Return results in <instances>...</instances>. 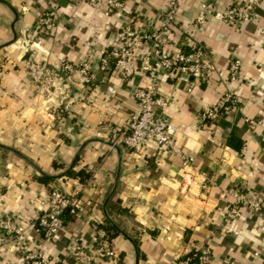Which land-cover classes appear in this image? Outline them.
<instances>
[{
	"label": "crops",
	"instance_id": "0c3cea01",
	"mask_svg": "<svg viewBox=\"0 0 264 264\" xmlns=\"http://www.w3.org/2000/svg\"><path fill=\"white\" fill-rule=\"evenodd\" d=\"M202 2L216 11L225 0H180L164 48L200 45L215 70L233 58L240 68L233 81L158 76L157 95L167 104L157 113L178 128L176 143L192 158L184 168L176 155L137 154L109 133L134 108L131 91L145 83L140 59L148 45L133 49L135 71L125 78L113 64L99 70L94 57L126 47L116 36L124 26L157 27L167 0H122V16L106 14L105 0L98 8L84 0H0V216L23 227L21 239L0 231V264L33 251L74 264L76 248L94 250L105 219L121 230L109 242L122 264H177L192 245L209 250L205 264H262L252 253L264 246V0L251 21L224 22L208 13L196 23ZM47 9L55 12L54 25L41 30L37 19ZM26 62L55 70L51 84L33 82ZM81 62L89 66L86 77ZM223 93L234 99L233 110L200 121L201 110ZM229 137L240 141L238 149ZM69 168L88 176L81 182L64 174ZM50 187L75 195L80 209L44 240L33 221ZM256 193L263 197L258 212L238 203V215L228 216L237 195Z\"/></svg>",
	"mask_w": 264,
	"mask_h": 264
},
{
	"label": "built area",
	"instance_id": "2783aa9c",
	"mask_svg": "<svg viewBox=\"0 0 264 264\" xmlns=\"http://www.w3.org/2000/svg\"><path fill=\"white\" fill-rule=\"evenodd\" d=\"M75 3L78 0H66ZM89 6L98 8L101 0H84ZM180 0H167L166 9L158 12L156 21L158 26L131 30L124 26L117 32L120 40H127L128 44L122 51L112 50L108 53L100 51L94 57L98 60V68L104 71L112 61L113 66L118 70L119 76L125 78L135 71L133 65V49L146 43L149 54L140 59V69L145 76L143 86L135 87L131 91L135 105L132 112L123 121L120 128H109L113 142H119L125 148L137 154L153 156L156 153L164 155H176L181 160L182 167L190 166L192 158L185 156L176 143L177 126L167 120L157 108L163 109L167 100L157 95V79L160 74L173 73L178 78L190 77L198 81H205L215 74L218 78H226L233 81L237 78L240 68V61L237 58L231 59L224 70L214 69L207 59L205 49L200 45H193L188 50H181L177 47L167 50L164 48L167 35L172 31L175 15ZM262 0H225L220 10L213 11L212 4L202 2L194 21L200 23L206 14L224 22L251 21L252 9ZM107 10L122 16V0H105ZM55 12L47 9L37 19V26L41 30H50L54 25ZM78 71L86 77L89 69L87 62L79 64ZM62 67L70 69L69 65ZM25 68L28 77L35 83L47 87L56 76L53 69L34 62H26ZM85 81H88L87 78ZM108 96H113L112 85L105 87ZM234 107V99L229 93H223L216 104L206 107L199 113L200 121L212 122L216 117L231 112ZM263 197L261 194H251L241 197L237 195L234 206L228 212V216H237V206L240 203L250 212H258L261 208ZM39 212L33 221V229L36 234L44 240H50L61 228V213L67 207L77 204L76 196L50 187L47 196L40 201ZM72 208H70V211ZM0 231L10 237L22 238L23 227L15 224L11 216L3 214L0 216ZM97 243L92 251L76 248L72 255L74 264H122L118 253L110 242L105 238L102 230H95ZM252 255L264 264V246L253 251ZM210 261V252L207 248L197 250L193 245L184 249L183 257L177 264H205ZM16 264H64L62 262H51L41 257L38 251L25 253ZM228 264H236L229 261Z\"/></svg>",
	"mask_w": 264,
	"mask_h": 264
},
{
	"label": "trees",
	"instance_id": "16d2710c",
	"mask_svg": "<svg viewBox=\"0 0 264 264\" xmlns=\"http://www.w3.org/2000/svg\"><path fill=\"white\" fill-rule=\"evenodd\" d=\"M185 51V50H184ZM110 64H112V61H110ZM231 138L232 137H229L227 139V143L233 147L234 149H238L239 146H240V141H237V143H232L231 142ZM77 159V157H75L74 161ZM65 175L67 176H73V177H77L79 181L83 182V180L85 178H87V173L84 172L82 169H79L77 171H74L72 170L71 168L67 169L65 172H64ZM50 177L48 176H43L42 177V180L43 181H46V180H49ZM70 208H72V210L70 211ZM80 209V205L76 204L75 206H72V207H67L65 208L62 213H61V224L69 221V220H72L75 216H76V213L79 211ZM100 227L104 233V236L105 238L109 241L111 237H113V235L121 232V230L113 223L111 222L110 220L108 219H105L104 223L103 224H98L97 225V228ZM133 243L135 244L136 246V243L135 241L133 240Z\"/></svg>",
	"mask_w": 264,
	"mask_h": 264
},
{
	"label": "rangeland",
	"instance_id": "374dc122",
	"mask_svg": "<svg viewBox=\"0 0 264 264\" xmlns=\"http://www.w3.org/2000/svg\"><path fill=\"white\" fill-rule=\"evenodd\" d=\"M26 253H28V252H26ZM29 253H30V252H29ZM17 262H18V261H17ZM17 262H16V263H17Z\"/></svg>",
	"mask_w": 264,
	"mask_h": 264
}]
</instances>
